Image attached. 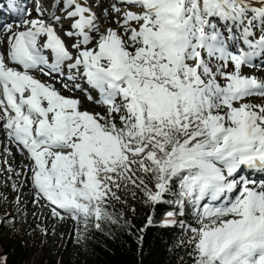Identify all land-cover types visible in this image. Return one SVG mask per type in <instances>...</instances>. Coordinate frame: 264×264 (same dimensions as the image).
<instances>
[{"label": "snow or ice", "instance_id": "snow-or-ice-1", "mask_svg": "<svg viewBox=\"0 0 264 264\" xmlns=\"http://www.w3.org/2000/svg\"><path fill=\"white\" fill-rule=\"evenodd\" d=\"M120 5L55 0L5 25L0 126L27 153L16 174L32 203L87 232L116 223L109 207L140 191L153 209L174 205L161 226L187 234L192 264H264V102L250 100L264 98V78L244 72L264 69V0ZM37 72L98 90L105 112Z\"/></svg>", "mask_w": 264, "mask_h": 264}, {"label": "trees", "instance_id": "trees-1", "mask_svg": "<svg viewBox=\"0 0 264 264\" xmlns=\"http://www.w3.org/2000/svg\"><path fill=\"white\" fill-rule=\"evenodd\" d=\"M120 195L121 201L109 207L117 222L103 223L101 229L89 225L87 232L80 225L77 232L80 254L61 256L57 264H192L191 248L181 243L187 234L178 226H161L174 205L158 204L153 209L144 202L140 191L135 198L130 193ZM149 216L153 218L152 225L147 223ZM6 217L0 218V255L7 257L8 264H22L30 258L35 246L32 242L25 243L13 219ZM184 219L195 226L192 214ZM50 261L54 263L52 258Z\"/></svg>", "mask_w": 264, "mask_h": 264}, {"label": "rangeland", "instance_id": "rangeland-1", "mask_svg": "<svg viewBox=\"0 0 264 264\" xmlns=\"http://www.w3.org/2000/svg\"><path fill=\"white\" fill-rule=\"evenodd\" d=\"M97 1L100 3L103 2L105 7H108L112 3H116V0ZM38 2L37 6L41 5L44 7L47 5L44 0H38ZM116 5L118 7L121 6L120 3H116ZM97 10L98 12L102 11V9ZM115 16L116 14L113 13L112 19H115ZM108 26L115 27V24H105V27ZM259 66L260 64L255 67ZM244 72L248 75H256L260 76V78H264V69L262 68L246 67ZM45 81L52 84L55 83L51 82L49 78H46ZM60 85L61 88L57 89H62V94L65 96H74L80 101L83 100L81 103L82 109L91 112H105V108L95 102L99 100L96 90H93L92 93L80 92L77 89L69 91L62 87V83ZM89 96H91L92 99H89ZM250 100L252 103L264 102V98L260 97H253L250 98ZM4 130L5 129L0 126V137L3 138L0 139V218L7 216V214H11L16 230L21 235L22 240L25 243L32 242L35 246L34 250L31 252L30 258L24 260L22 264H57L61 256L74 257L79 255L80 248L76 223L70 218L64 221H57L49 215L48 208H40L32 203L31 187L27 178L24 175L16 174L26 172V166L29 165L30 162L27 163V156L24 158L22 156V159H20V167H17L18 159L16 158L19 156L17 155V151L20 150L16 144L7 137ZM2 147L4 148L1 149ZM9 168L13 171H9ZM254 178L261 179V177ZM13 184H16L19 190L14 189L12 186ZM17 197L21 200L19 205L16 203ZM42 229H47L48 234L45 235ZM51 258L54 260V263L50 261Z\"/></svg>", "mask_w": 264, "mask_h": 264}, {"label": "bare ground", "instance_id": "bare-ground-1", "mask_svg": "<svg viewBox=\"0 0 264 264\" xmlns=\"http://www.w3.org/2000/svg\"><path fill=\"white\" fill-rule=\"evenodd\" d=\"M46 3L45 4H47L46 6H44L43 8H45V9H48V8H50L51 7V5H52V3H54L55 2V0H44ZM255 2L256 3H259V0H255ZM51 3V4H50ZM97 3L99 4L100 2L99 1H97ZM116 3H120V0H116ZM50 4V5H49ZM49 5V6H48ZM29 6H31V9H32V11L33 12H31V14H29L30 16H32V18H34V17H36V15H37V13H36V8L38 7V6H41V5H32L30 2H29ZM98 11V10H97ZM99 13V12H98ZM25 15V14H24ZM32 18H30V19H32ZM23 19H25V18H23ZM29 19V18H28ZM8 24H11L12 26H13V28H14V30L16 29V25L18 24V22H6V24L5 25H8ZM5 25H0V38H3V36L6 34V29H5ZM68 43L70 44L71 43V41L69 40L68 41ZM254 68H261L260 66L259 67H254ZM257 70V69H256ZM261 70V69H260ZM36 75H37V77L38 78H40L42 81H45L46 80V78H49V80L51 81V82H55L54 83V85H55V87L56 88H61L60 86V84L62 83L61 81L59 82L58 80H56V79H52V78H50V77H48V76H45V75H42L41 73H39V72H37L36 73ZM258 78H260V76H257ZM85 88V89H84ZM62 90V89H61ZM78 91H82V92H88V93H92L93 92V90H95V89H93V88H91L89 85H87L86 83H84V82H81V88L80 89H77ZM85 90V91H84ZM62 92V91H61ZM96 92H97V98L99 99V92H98V90H96ZM66 94V93H65ZM87 94V93H86ZM96 99V98H95ZM82 101L83 100H81V103H82ZM4 132H6L5 130H4ZM0 139H3V138H1L0 137ZM4 147H2L1 149H3ZM18 152V154L17 155H19L18 156V158H16V159H18L17 160V167L19 168L20 167V164H21V162H20V159H22V156H23V158L24 157H26L27 156V153H25V152H21V151H17ZM25 153V154H24ZM12 160H15V159H12ZM24 160V159H23ZM16 163V162H15ZM11 164V163H10ZM255 177H261V178H264V174H256V176Z\"/></svg>", "mask_w": 264, "mask_h": 264}]
</instances>
